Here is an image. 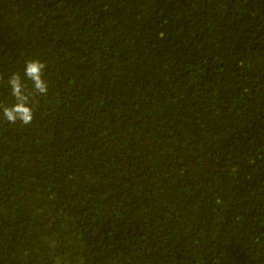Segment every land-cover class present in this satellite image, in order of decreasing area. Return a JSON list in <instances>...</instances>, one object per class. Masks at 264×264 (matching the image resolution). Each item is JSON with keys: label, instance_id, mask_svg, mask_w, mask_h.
I'll list each match as a JSON object with an SVG mask.
<instances>
[{"label": "trees", "instance_id": "16d2710c", "mask_svg": "<svg viewBox=\"0 0 264 264\" xmlns=\"http://www.w3.org/2000/svg\"><path fill=\"white\" fill-rule=\"evenodd\" d=\"M28 58L0 264H264V0H0V102Z\"/></svg>", "mask_w": 264, "mask_h": 264}, {"label": "clouds", "instance_id": "9594fccd", "mask_svg": "<svg viewBox=\"0 0 264 264\" xmlns=\"http://www.w3.org/2000/svg\"><path fill=\"white\" fill-rule=\"evenodd\" d=\"M47 64L39 58L24 61L23 75L12 72L6 77V86L12 102H0V115L8 124L30 126L35 116V98L49 95V81L46 79ZM0 79H4L0 77ZM30 82V84H29Z\"/></svg>", "mask_w": 264, "mask_h": 264}]
</instances>
